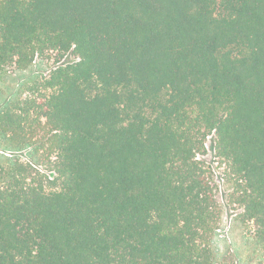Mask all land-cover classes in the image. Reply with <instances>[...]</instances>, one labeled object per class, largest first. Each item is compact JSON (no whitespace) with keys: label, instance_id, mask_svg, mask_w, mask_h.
Listing matches in <instances>:
<instances>
[{"label":"trees","instance_id":"trees-1","mask_svg":"<svg viewBox=\"0 0 264 264\" xmlns=\"http://www.w3.org/2000/svg\"><path fill=\"white\" fill-rule=\"evenodd\" d=\"M38 63L0 107V264H235L211 138L264 264V0H0V81Z\"/></svg>","mask_w":264,"mask_h":264},{"label":"rangeland","instance_id":"rangeland-1","mask_svg":"<svg viewBox=\"0 0 264 264\" xmlns=\"http://www.w3.org/2000/svg\"><path fill=\"white\" fill-rule=\"evenodd\" d=\"M45 68V65L38 63L27 71H16L0 81V107L7 99L13 98L16 95L23 82L37 76ZM214 145V140L212 138L208 139L206 159L213 165L216 171V179L220 189V200L225 209L222 226L214 238L215 248L221 257L232 254L235 264H261L259 262L261 255L259 256L256 252H253L252 241L245 235L241 223L236 220V215L241 212V209H235V207L227 205L229 184L226 182L221 163L215 157Z\"/></svg>","mask_w":264,"mask_h":264}]
</instances>
